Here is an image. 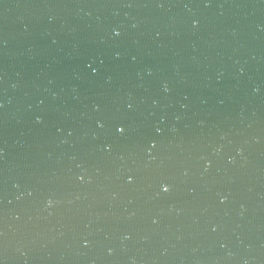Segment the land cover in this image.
Wrapping results in <instances>:
<instances>
[{"label": "water", "instance_id": "water-1", "mask_svg": "<svg viewBox=\"0 0 264 264\" xmlns=\"http://www.w3.org/2000/svg\"><path fill=\"white\" fill-rule=\"evenodd\" d=\"M0 264H264V0H0Z\"/></svg>", "mask_w": 264, "mask_h": 264}]
</instances>
